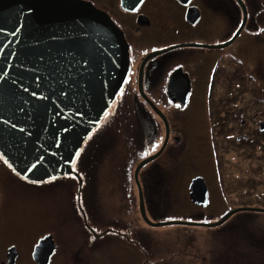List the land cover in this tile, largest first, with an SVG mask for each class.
<instances>
[{
  "label": "flooded vegetation",
  "instance_id": "obj_1",
  "mask_svg": "<svg viewBox=\"0 0 264 264\" xmlns=\"http://www.w3.org/2000/svg\"><path fill=\"white\" fill-rule=\"evenodd\" d=\"M83 1L102 11L120 31L129 59L127 80L113 102H117V110L108 116L109 108L89 139H94L95 144L104 141L99 146H105L107 154L113 151L105 160H113V155L122 154L123 147L128 146L135 148L132 160H144L157 153L134 172V184L129 185L137 220L139 216L143 220L141 202L145 215L156 200L167 204L174 169L170 166L174 165L173 160H187L183 154L190 157L193 150L196 154L202 149L204 154L196 155L197 160H223L222 165L232 164L235 168L238 160L248 161L247 145L257 143L264 149V0ZM130 97L136 99L132 107ZM149 102L161 112L166 124ZM125 107L131 114L127 122L120 112ZM115 127L116 132L112 130ZM106 131L111 132V137L101 140ZM242 131L251 132L243 135ZM236 144L242 150L237 158L233 149ZM144 148L149 154L138 157ZM74 164V173L62 176L65 179L43 182L27 181L8 164L12 174L5 171L3 163L0 165V264L12 259L14 264H38L36 260H44L45 255L49 256L48 264L66 260L68 264H85L108 233L139 249L136 228L130 230V237L109 225L102 227L100 219L107 202L94 204L93 196L94 191L102 193L106 183L90 178L88 160H74ZM257 164L251 166L263 173L264 160ZM102 171H94L98 174L93 176H103ZM117 177L121 182L126 178L129 183L128 172L121 171ZM89 180H93L92 189ZM207 190L206 205L197 207L222 205L210 204L213 189L207 185ZM18 191L31 204L22 207L20 227L12 220L16 215L19 218V212L12 211ZM219 191L222 199L230 192L226 188ZM49 201L53 213L47 216L52 221L33 226L39 206L45 207ZM13 232L17 235L12 236ZM41 239L46 241L41 244ZM37 245L40 246L36 248Z\"/></svg>",
  "mask_w": 264,
  "mask_h": 264
},
{
  "label": "water",
  "instance_id": "obj_2",
  "mask_svg": "<svg viewBox=\"0 0 264 264\" xmlns=\"http://www.w3.org/2000/svg\"><path fill=\"white\" fill-rule=\"evenodd\" d=\"M128 72L122 34L91 3L0 0V154L29 181L73 173L77 151L115 101ZM156 155L142 160L136 173ZM189 197L195 204L207 203L201 176L191 180ZM242 211L264 213V208L238 207L215 222L153 223L140 204L143 220L153 227H217ZM48 257L36 262L48 264Z\"/></svg>",
  "mask_w": 264,
  "mask_h": 264
},
{
  "label": "rangeland",
  "instance_id": "obj_3",
  "mask_svg": "<svg viewBox=\"0 0 264 264\" xmlns=\"http://www.w3.org/2000/svg\"><path fill=\"white\" fill-rule=\"evenodd\" d=\"M134 97H130L132 100L130 101L132 103L131 107L134 103L136 104ZM116 103L111 104L110 110L108 108V116H112L113 112L117 110ZM252 108L255 109L256 106ZM120 112L122 113V119L125 118L126 122L131 120L130 111L126 107ZM100 122L98 123L99 125ZM93 129L91 132H94ZM117 129L115 127L112 130L116 132ZM91 132L86 136L77 151L80 154L77 155L76 153L74 160H88L89 165L86 170L92 174L93 178H90L98 179V181L104 180L106 183L102 193L94 191L95 196L91 195L95 198L94 204L107 202V206L104 205L106 208H103L105 209V212H102L103 217L100 219L103 221L102 227L109 225L118 231H125L130 237L132 236L130 230L133 231L136 228V232L138 231L139 233V249L133 248L132 245L125 243V241L122 242L117 235L108 233L100 241L99 245L97 243L96 251H92L90 261L85 264H264V213L240 212L234 214L217 227L201 225L153 227L146 224L140 216L139 220H137L135 207L132 209L133 206L131 205L133 192L130 191V188L132 187L129 186L130 182L134 184L133 174L139 161H141L130 158V156H134L132 153L135 148L133 146L123 147V149L121 148L123 150L122 154L113 155V160H105V157L114 153L110 151V154H107L105 146H99L104 141L95 144L96 141L94 139L90 140L89 135ZM108 132L106 131L103 134L101 140L111 137V132ZM248 132L251 131H242L241 133L244 135ZM237 143L242 144L243 147L246 145L245 143ZM233 149L235 151L234 157H239L242 150L237 147V144ZM247 151L249 152L246 157L248 161L238 160L239 163L235 168L231 167L232 164L222 165L223 160H197V157H201L204 154L202 149H198L196 154V150L192 151L194 154L188 151L192 153L190 155L192 158L187 154H183V157H186L187 160H173L174 165L170 166L174 168L171 170V197L169 196L165 206L158 200H156L157 203L150 204L148 209L151 212L149 214L146 213L148 220L153 223L167 221L215 222L229 209L238 206L264 208V169L262 170L263 173H261L257 167V162L264 160V157H262L264 149L261 148L260 144L251 143L247 145ZM258 152L261 153L259 157H257ZM147 154H149L148 149L144 148L138 157ZM3 160L5 161L2 156L0 165L3 163L5 171L12 174V171H9L7 167L8 163L6 164ZM253 163L257 166L252 167L251 164ZM178 166L185 169L186 172H179ZM220 167L221 170H219ZM73 168L75 169V164ZM101 169L103 170L101 174L104 175L94 177L93 174H98L94 171H100ZM238 170L242 172L238 173ZM121 171L130 174L128 184H126V178H123L124 181L121 182V179L117 177V174ZM107 173L109 174L106 175ZM197 174L204 176L208 187L213 189L210 204L222 205H209L205 208H200L190 202L187 188L192 175ZM60 177L62 180L65 179L62 176H58L49 178L46 181ZM174 178L175 180H173ZM92 183L93 180H89L91 189ZM121 185L124 186L123 191ZM10 187L13 189L12 186ZM99 188H102V186H99ZM220 188H226L227 191H230L229 195H226L224 199H222V194L219 191ZM5 191H7V188H5ZM17 195V198L12 201V211H16V214L19 212V218L16 215L14 219L12 217V220L16 227H20L23 224L21 219L24 218L22 207L26 204H31L19 191ZM135 196L136 192H134V198ZM136 206L138 208V203H136ZM38 210L39 214L33 219L34 222L32 224L33 226L35 224H37L35 226H44L48 223L47 220H51L47 213L49 215L53 213L51 211L52 202H46L45 207L42 206L40 208L39 206ZM16 235L15 232L12 233V236ZM134 252H137L138 256L133 255ZM66 261H56V264H68L69 261ZM22 263L25 264L24 262Z\"/></svg>",
  "mask_w": 264,
  "mask_h": 264
},
{
  "label": "snow or ice",
  "instance_id": "obj_4",
  "mask_svg": "<svg viewBox=\"0 0 264 264\" xmlns=\"http://www.w3.org/2000/svg\"><path fill=\"white\" fill-rule=\"evenodd\" d=\"M133 10H135V6L133 5ZM33 95H35V93H33ZM176 107L177 108H179L180 107V105H176ZM105 115H107V113H105ZM154 148H155V146H153ZM80 153H77V155H79ZM0 158H2V154H0ZM5 163H7V160H5ZM9 167H11V165H9ZM36 167V165L35 164H33L32 165V168H35Z\"/></svg>",
  "mask_w": 264,
  "mask_h": 264
},
{
  "label": "bare ground",
  "instance_id": "obj_5",
  "mask_svg": "<svg viewBox=\"0 0 264 264\" xmlns=\"http://www.w3.org/2000/svg\"><path fill=\"white\" fill-rule=\"evenodd\" d=\"M128 74H129V72H128ZM128 77V76H127ZM42 244V243H41Z\"/></svg>",
  "mask_w": 264,
  "mask_h": 264
}]
</instances>
